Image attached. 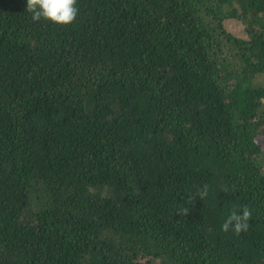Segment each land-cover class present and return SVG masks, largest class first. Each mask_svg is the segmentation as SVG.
Segmentation results:
<instances>
[{
    "label": "trees",
    "instance_id": "1",
    "mask_svg": "<svg viewBox=\"0 0 264 264\" xmlns=\"http://www.w3.org/2000/svg\"><path fill=\"white\" fill-rule=\"evenodd\" d=\"M77 6L0 0V264H264V0Z\"/></svg>",
    "mask_w": 264,
    "mask_h": 264
},
{
    "label": "clouds",
    "instance_id": "2",
    "mask_svg": "<svg viewBox=\"0 0 264 264\" xmlns=\"http://www.w3.org/2000/svg\"><path fill=\"white\" fill-rule=\"evenodd\" d=\"M26 10L31 14L33 21H45L64 26L72 24L79 13L77 0H26ZM208 195L207 189L196 194L201 199ZM180 215L188 213L187 207L176 209ZM252 211L247 206H242L239 211H232L223 221L221 229L224 232L233 231L240 233L249 227V218Z\"/></svg>",
    "mask_w": 264,
    "mask_h": 264
},
{
    "label": "rangeland",
    "instance_id": "3",
    "mask_svg": "<svg viewBox=\"0 0 264 264\" xmlns=\"http://www.w3.org/2000/svg\"><path fill=\"white\" fill-rule=\"evenodd\" d=\"M224 26L227 30L233 32L234 34H238L239 36H242V25L235 21V20H226L224 22Z\"/></svg>",
    "mask_w": 264,
    "mask_h": 264
}]
</instances>
